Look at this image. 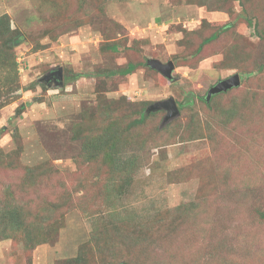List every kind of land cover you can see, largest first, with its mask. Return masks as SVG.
I'll return each mask as SVG.
<instances>
[{"label":"rangeland","instance_id":"rangeland-1","mask_svg":"<svg viewBox=\"0 0 264 264\" xmlns=\"http://www.w3.org/2000/svg\"><path fill=\"white\" fill-rule=\"evenodd\" d=\"M241 2L252 26L239 0H0L27 36L0 70L2 91L5 76L17 84L0 107V207L24 210L0 224V264H264V0ZM149 58L173 61L172 79ZM57 68L62 85L39 84ZM169 97L177 116L129 124ZM104 123L123 145L89 160ZM40 165L42 186L27 182L23 167Z\"/></svg>","mask_w":264,"mask_h":264},{"label":"trees","instance_id":"trees-1","mask_svg":"<svg viewBox=\"0 0 264 264\" xmlns=\"http://www.w3.org/2000/svg\"><path fill=\"white\" fill-rule=\"evenodd\" d=\"M239 2H240V5L243 7L241 9V12L243 14V19H245V22L248 26H252L253 18L255 16L254 10L250 9V8L245 9V7H244L245 2H241V0H239ZM258 14L261 15L262 12H258ZM228 26L229 25H226L225 28H230ZM219 34H220L219 32H216V31L213 32L210 36H208L206 39H204L202 44L216 39ZM24 36L27 37L22 32L18 31L16 28L10 27V18L7 14H3L0 16V70L2 69L4 71H6L7 68H9L11 66H13L14 69L16 68V66H15L16 65L15 50L14 49L18 44H20L23 41ZM117 48H118V45L116 42L105 43V49L106 50L115 51V50H117ZM137 66H138V63L127 62L125 66L121 67L116 72L112 71L111 73L112 74L118 73L119 75L125 76L128 74H131L137 68ZM76 75L77 74H73V75H71V77H73V76L75 77ZM64 79L67 80L68 77L64 76ZM40 80L41 81L39 82V84H43L45 87L50 86L51 82H52V81L51 82L49 81L48 83H45L44 80H42V79H40ZM3 81H4V86H6L5 87L6 89H4L3 91H5V94L6 93L7 94L4 96L3 99H1L2 95H3L2 94L3 91L1 90L2 85H0V107L7 104L8 101H10V99L12 97L11 96L8 97V94H9L8 92H10L11 90L12 91L15 90V87L17 86L16 82L12 78H10L9 76H5ZM233 88L234 87H232L231 89H233ZM220 93H223V91ZM217 94H219V93H217ZM214 95H216V94H214ZM214 95H212L211 98ZM193 96L194 95L192 93H190V95L187 96V98H190L189 101H186L188 104L192 103L191 98ZM201 99H203V103L205 104V106L207 108H211L210 100L207 102L204 100V98H201ZM182 104L183 103H181V102L178 103L179 109L182 108ZM22 110H23V104H20L16 108L15 113L16 114L20 113ZM157 112L158 111H151V112L147 113L146 108L142 107L139 111L133 112L134 117L130 121L129 124L131 126H135V125H138L141 123L144 124V122L147 121L149 116H152V115L156 114ZM103 113L99 114L102 118L104 117ZM86 116H87V114L84 115V117H86ZM108 116L109 115H106L105 118H107ZM98 122H99V120L96 123H98ZM105 125H106V123H104L103 129L100 131V134L94 140V142L96 141V143L94 144L95 151H94L93 156L90 153L84 154L85 157H87V159H89V160L90 159H93V161L99 160L98 158H96L98 156H99V158L101 157V159H102V157L109 152L114 155L113 157L115 159L117 157V154H118L120 147L123 145L120 142V139L118 137V133L117 134L114 133L115 132V130H114V132L112 134L113 129H109V126H108L109 124L106 127H105ZM101 126H102V122H101ZM111 134H112V137H111ZM114 136H116L117 138L115 137V139L113 140L112 138ZM88 142L93 143L91 140H89V138H88ZM89 155L92 158H90ZM0 156L11 157L10 155L3 154L2 152L0 153ZM113 157H112V159H113ZM1 161L3 162V164L9 163L6 161V159L3 160V158H1ZM125 164H126V168H128V169L132 168L134 166L133 159L128 158V160L126 161ZM19 166H20V164H18V167ZM23 171L27 176V182L32 183L30 180L36 178L35 182L38 185L41 184V186L44 182V179L46 178L45 175H48L50 173V170H48V169L46 170V168H42L41 165L40 166H34V167L33 166L32 167H23ZM125 173H126V170H125ZM118 185H119V183L117 185H115L116 188H118ZM19 201H18V204L12 203V204H7L3 207H0V224L3 225V222H4L3 219H7V221L9 220L11 222H16V225H19L18 222L22 220L21 219L22 217H24V214H23L24 210H23L22 206H20ZM7 229L11 230L10 228H7ZM95 238H96L95 240H97L96 245H97L98 251L100 252L102 250V248L99 247V245H100L99 244V235L95 236ZM93 240H94V238H93ZM72 264H84L83 260L81 258V255L73 257L72 258ZM116 264H129V263L126 261H122V262H120V263L118 262Z\"/></svg>","mask_w":264,"mask_h":264},{"label":"water","instance_id":"water-1","mask_svg":"<svg viewBox=\"0 0 264 264\" xmlns=\"http://www.w3.org/2000/svg\"><path fill=\"white\" fill-rule=\"evenodd\" d=\"M146 64L158 71L163 77L167 79H172V71L175 67L173 61L169 60L167 62H162L158 59L149 58L146 60ZM46 83L52 81L55 85H62V70L61 68H57L56 70H51L46 73L42 78ZM240 85V76L238 73H234L226 78L218 80L215 84L209 87L206 95L203 97L205 101H209L210 97L213 94L226 91L231 89L232 87H237ZM156 110H165V115L162 119V124L166 123L173 117L179 114L178 106L174 100V98L169 97L163 100H157L153 103L149 104L146 107V112L156 111Z\"/></svg>","mask_w":264,"mask_h":264}]
</instances>
